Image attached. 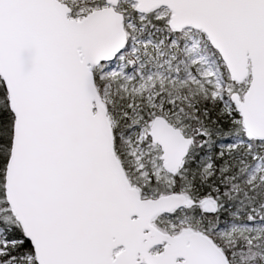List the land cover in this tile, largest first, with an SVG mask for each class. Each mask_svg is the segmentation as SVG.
Returning <instances> with one entry per match:
<instances>
[{
	"label": "snow or ice",
	"instance_id": "6c2138e0",
	"mask_svg": "<svg viewBox=\"0 0 264 264\" xmlns=\"http://www.w3.org/2000/svg\"><path fill=\"white\" fill-rule=\"evenodd\" d=\"M0 264H264V0H0Z\"/></svg>",
	"mask_w": 264,
	"mask_h": 264
}]
</instances>
